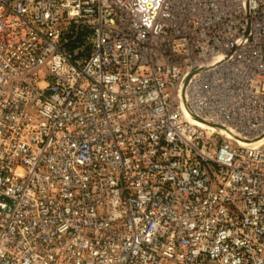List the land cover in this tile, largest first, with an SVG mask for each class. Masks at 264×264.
I'll list each match as a JSON object with an SVG mask.
<instances>
[{
	"label": "built area",
	"instance_id": "obj_1",
	"mask_svg": "<svg viewBox=\"0 0 264 264\" xmlns=\"http://www.w3.org/2000/svg\"><path fill=\"white\" fill-rule=\"evenodd\" d=\"M0 264H264V0H0Z\"/></svg>",
	"mask_w": 264,
	"mask_h": 264
},
{
	"label": "water",
	"instance_id": "obj_2",
	"mask_svg": "<svg viewBox=\"0 0 264 264\" xmlns=\"http://www.w3.org/2000/svg\"><path fill=\"white\" fill-rule=\"evenodd\" d=\"M190 76H191V75H190ZM190 76H189V77H190ZM189 77H187L186 80L184 81V86L187 84V82H188V80H189ZM182 99H183L184 104H185V97H184V95L182 96ZM199 120L203 122L202 119L199 118ZM210 126H212V127H217V128H219L221 131H224V132H226V133H228V134H230V135H233V133H232L229 129H227L226 127L218 126V125H214V124H211Z\"/></svg>",
	"mask_w": 264,
	"mask_h": 264
}]
</instances>
